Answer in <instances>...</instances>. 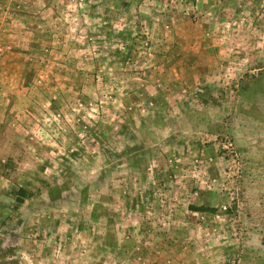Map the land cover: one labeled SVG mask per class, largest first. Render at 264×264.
<instances>
[{
    "label": "rangeland",
    "instance_id": "374dc122",
    "mask_svg": "<svg viewBox=\"0 0 264 264\" xmlns=\"http://www.w3.org/2000/svg\"><path fill=\"white\" fill-rule=\"evenodd\" d=\"M35 1L0 0V264H264V0Z\"/></svg>",
    "mask_w": 264,
    "mask_h": 264
},
{
    "label": "trees",
    "instance_id": "16d2710c",
    "mask_svg": "<svg viewBox=\"0 0 264 264\" xmlns=\"http://www.w3.org/2000/svg\"><path fill=\"white\" fill-rule=\"evenodd\" d=\"M18 194H19L20 199L18 198L17 200H18V202H21L22 203V198H26V192L24 190H20L18 192ZM193 210L194 211H204V208H201V207H199V208H193ZM262 244L264 245V239L262 241Z\"/></svg>",
    "mask_w": 264,
    "mask_h": 264
},
{
    "label": "crops",
    "instance_id": "0c3cea01",
    "mask_svg": "<svg viewBox=\"0 0 264 264\" xmlns=\"http://www.w3.org/2000/svg\"><path fill=\"white\" fill-rule=\"evenodd\" d=\"M35 2H36L35 3L36 6H39V7L44 6V0H36Z\"/></svg>",
    "mask_w": 264,
    "mask_h": 264
}]
</instances>
